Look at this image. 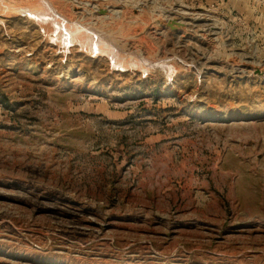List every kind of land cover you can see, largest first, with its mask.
I'll return each mask as SVG.
<instances>
[{"label": "rangeland", "instance_id": "1", "mask_svg": "<svg viewBox=\"0 0 264 264\" xmlns=\"http://www.w3.org/2000/svg\"><path fill=\"white\" fill-rule=\"evenodd\" d=\"M0 264H264V0H0Z\"/></svg>", "mask_w": 264, "mask_h": 264}, {"label": "bare ground", "instance_id": "2", "mask_svg": "<svg viewBox=\"0 0 264 264\" xmlns=\"http://www.w3.org/2000/svg\"><path fill=\"white\" fill-rule=\"evenodd\" d=\"M25 11H26V10H25ZM30 12H31V11H30ZM180 13H181V12H180ZM35 14H36V13H35ZM39 14H40V13H39ZM39 14H38V15H39ZM184 14H185V13H184ZM40 15H41V14H40ZM186 15H187V14H186ZM174 16H175V15H174ZM62 26H63V25H62ZM72 28H73V27H72ZM69 30H70V29H69ZM51 31H53V30L51 29ZM70 32H71V31H70ZM73 32H74V31H73ZM60 33H61V32H60ZM75 33H76V32H75ZM64 34H65V33H64ZM69 34H70V33H69ZM66 35H67V33H66ZM59 37L61 38V36H59ZM66 37H67V36H66ZM69 37H70V36H69ZM60 38H59V39H60ZM71 38H72V37H71ZM73 39H74V38H73ZM73 39H71V40H73ZM63 42H64V41H63ZM63 42H62V43H63ZM83 42H84V41H83ZM91 47H92V46H91ZM90 50H91V49H90ZM92 50H93V48H92ZM234 64H235V63H234Z\"/></svg>", "mask_w": 264, "mask_h": 264}, {"label": "water", "instance_id": "3", "mask_svg": "<svg viewBox=\"0 0 264 264\" xmlns=\"http://www.w3.org/2000/svg\"><path fill=\"white\" fill-rule=\"evenodd\" d=\"M100 12H102V13H103V12H105V11H104V9H100ZM169 25H171V24L169 23Z\"/></svg>", "mask_w": 264, "mask_h": 264}]
</instances>
